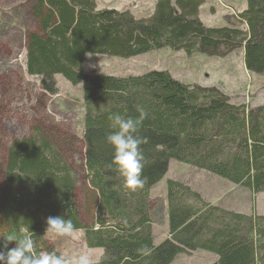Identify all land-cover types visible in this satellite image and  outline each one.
Instances as JSON below:
<instances>
[{"label": "trees", "instance_id": "obj_1", "mask_svg": "<svg viewBox=\"0 0 264 264\" xmlns=\"http://www.w3.org/2000/svg\"><path fill=\"white\" fill-rule=\"evenodd\" d=\"M27 1L37 31L26 30V73L39 78L45 97L59 95L57 76L82 87L84 147L71 127L54 119L47 126V115L28 137L0 139V247L3 237L29 232L38 253L61 255L45 229L47 217L64 215L88 249L103 250L93 264H172L198 250L217 255L213 264H264V216L207 204L172 180L168 237L158 246L151 216L152 188L171 160L264 193V106L249 111L218 88L186 84L165 71L122 77L83 69L89 54L132 59L170 48L188 58H224L243 50L245 69L264 76V0H248L237 19L225 16L227 26L217 28L200 20L206 0H156L153 13L140 19L128 10H100L96 0ZM138 107L147 112L138 131L145 139L144 185L132 192L112 164L106 137L112 113L136 118ZM31 110L44 113L46 102L37 100ZM82 184L100 199L92 226L77 207Z\"/></svg>", "mask_w": 264, "mask_h": 264}, {"label": "rangeland", "instance_id": "obj_2", "mask_svg": "<svg viewBox=\"0 0 264 264\" xmlns=\"http://www.w3.org/2000/svg\"><path fill=\"white\" fill-rule=\"evenodd\" d=\"M96 1L100 10H128L139 19L151 15L156 3V0ZM247 6L248 0H207L199 17L207 27H225V16L237 19L238 14L246 10ZM29 9L27 0H0V139L11 141L28 137L33 123L47 115L44 120L47 126H50L51 120L54 119L71 127L74 132L76 130L83 148L82 87L74 86L62 76H58V88L62 94L59 90L58 96L45 97L39 79L29 77L26 73L25 56L23 57L25 32L37 31ZM87 57L84 68L86 73L100 72L108 76L125 77L141 76L151 71H165L186 84L218 88L230 98L232 104L245 106L249 111L264 106V76L250 74L245 69L243 50L224 58L205 55L188 58L183 51L177 52L170 48L158 49L132 59L96 54H89ZM63 95L67 96V101H56ZM37 100L46 102V111L42 114L31 110L37 106ZM169 180L188 185L194 192L199 193L207 204L249 217L264 216V193L256 195L249 189L236 186L208 171L171 160L167 175L151 191L156 246L168 237L166 196ZM99 201L97 193L89 186L82 184L77 188L78 211L88 226H92L96 221ZM46 239L61 255H68L73 250L80 249L91 256L93 263L98 262L103 255L102 249L86 247L82 231H74L70 238L56 237L48 233ZM216 258L217 255L213 253L198 250L178 256L172 264H213Z\"/></svg>", "mask_w": 264, "mask_h": 264}, {"label": "clouds", "instance_id": "obj_3", "mask_svg": "<svg viewBox=\"0 0 264 264\" xmlns=\"http://www.w3.org/2000/svg\"><path fill=\"white\" fill-rule=\"evenodd\" d=\"M139 116L136 118L125 117L119 113H112L111 131L106 141L113 149L112 164L124 179V187L132 192L142 188L144 180L143 153L141 144L145 139L138 135L147 112L138 107ZM45 233L56 237L70 238L75 231L71 219L64 215L49 216L46 219ZM0 247V264H93L91 256L80 249L73 250L68 255H58L56 252H40L35 250V241L29 232L21 235H7ZM15 241V246L9 248L8 244ZM146 253V250H143Z\"/></svg>", "mask_w": 264, "mask_h": 264}, {"label": "crops", "instance_id": "obj_4", "mask_svg": "<svg viewBox=\"0 0 264 264\" xmlns=\"http://www.w3.org/2000/svg\"><path fill=\"white\" fill-rule=\"evenodd\" d=\"M234 1V0H233ZM206 3H207V0H206ZM202 11V8L200 9V12ZM36 23V22H35ZM37 25V24H36ZM25 41H27V39H26V37H25ZM26 44V43H25ZM25 48H26V45H25ZM87 59H88V57H87ZM87 59H86V62H87ZM86 62L84 63V66H83V69L85 68V64H86ZM84 71H85V69H84ZM57 78V83H58V86H59V82H58V76L56 77ZM59 90H60V88H59ZM60 93L62 94V92H61V90H60ZM66 97L67 96H59L57 99H56V101L57 100H59V101H62V102H65V101H67L66 100ZM55 100V99H54ZM84 108H83V100H82V109L81 110H83ZM72 112V111H71ZM84 129V128H83ZM75 133H76V135H77V132H76V130H75ZM151 216H152V214H151ZM218 261V257L215 259V262H217ZM214 262V263H215Z\"/></svg>", "mask_w": 264, "mask_h": 264}]
</instances>
